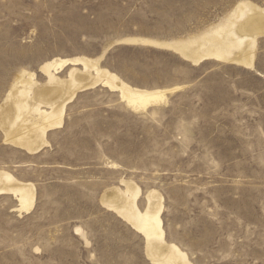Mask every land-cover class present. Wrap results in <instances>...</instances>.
<instances>
[{
	"label": "rangeland",
	"instance_id": "obj_1",
	"mask_svg": "<svg viewBox=\"0 0 264 264\" xmlns=\"http://www.w3.org/2000/svg\"><path fill=\"white\" fill-rule=\"evenodd\" d=\"M239 1L264 8V0H0V103L19 71L44 83L43 63L105 50L101 65L132 87H182L146 113L107 88L79 93L35 155L0 131V169L36 189L21 216L13 196H0V264H151L143 237L101 202L121 179L163 196L166 238L193 264H264V38L253 69L196 66L125 42L186 38Z\"/></svg>",
	"mask_w": 264,
	"mask_h": 264
},
{
	"label": "bare ground",
	"instance_id": "obj_2",
	"mask_svg": "<svg viewBox=\"0 0 264 264\" xmlns=\"http://www.w3.org/2000/svg\"><path fill=\"white\" fill-rule=\"evenodd\" d=\"M260 38H264V8L239 1L221 21L186 38L156 40L140 37L125 42L172 51L196 66L205 61H216L253 69ZM106 53L105 50L97 58L79 56L47 61L38 68V73L45 77L44 83L38 81L34 71H19L0 103V131L5 144L30 155L39 153L49 146L47 133L63 127L67 107L77 94L98 87L116 93L119 101L135 113L166 106L170 96L182 90L179 86L154 90L132 87L101 65ZM70 66L73 68L66 72ZM2 195L13 196L17 202L13 211L20 216L29 214L35 206L34 184L0 169ZM141 197L146 200L143 209L139 207ZM101 202L143 237L145 255L151 264H193L186 252L166 238L163 196L158 191L150 190L143 195L136 183L121 179L118 186L106 189ZM76 231L85 238L81 229Z\"/></svg>",
	"mask_w": 264,
	"mask_h": 264
}]
</instances>
